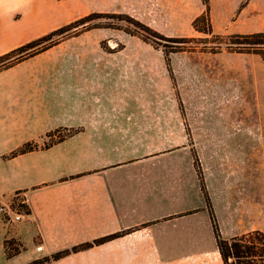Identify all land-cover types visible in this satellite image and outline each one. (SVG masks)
Instances as JSON below:
<instances>
[{
  "label": "crops",
  "instance_id": "1",
  "mask_svg": "<svg viewBox=\"0 0 264 264\" xmlns=\"http://www.w3.org/2000/svg\"><path fill=\"white\" fill-rule=\"evenodd\" d=\"M49 1L0 0V55L42 30ZM243 1L232 8L247 28L225 32H260L264 4ZM52 49L0 72V203L24 209L0 219V264H226L216 229L264 235V131H250L247 76L178 90L106 64L115 57Z\"/></svg>",
  "mask_w": 264,
  "mask_h": 264
},
{
  "label": "rangeland",
  "instance_id": "2",
  "mask_svg": "<svg viewBox=\"0 0 264 264\" xmlns=\"http://www.w3.org/2000/svg\"><path fill=\"white\" fill-rule=\"evenodd\" d=\"M261 2L264 4V0ZM235 3L238 0H210L212 25L222 31L215 34L231 35L236 33L224 29L247 28L246 22L235 21L240 11L233 10ZM205 10L201 0H50L46 10L42 9L47 15V19L42 15V30L25 32L24 39L18 38V32L10 33L18 40L15 44L10 42L14 45L3 54L92 15L85 24L90 30L61 42L53 47L50 55L115 57L106 64L122 71L149 73L159 85L167 78L169 85L178 90L208 87L212 80L221 89L227 86L224 80L229 78V73L236 87V76L242 74L243 79L248 78L246 102L250 131L258 125L260 135L262 126L264 131V61L255 54H238L227 49L216 54L203 52L200 50L203 43L181 40L204 37L195 31L193 21ZM253 25L264 32V16ZM194 46L199 48L180 51L182 47ZM238 244L253 249L240 258L229 257L228 264H264V241L258 235H250ZM10 248L8 255L16 249Z\"/></svg>",
  "mask_w": 264,
  "mask_h": 264
},
{
  "label": "trees",
  "instance_id": "3",
  "mask_svg": "<svg viewBox=\"0 0 264 264\" xmlns=\"http://www.w3.org/2000/svg\"><path fill=\"white\" fill-rule=\"evenodd\" d=\"M206 10L203 14L198 16L193 21V27L195 31L202 34L204 37L200 39H181L183 42L190 43H203V47L200 49L203 52H211L213 54L220 53L222 49H227L230 52L238 54H255L258 55L264 61V32H256L250 34H231V35H220L215 34L213 30V25L210 17V0H201ZM92 19V15L79 19L69 25L63 26L41 38L33 40L27 44H24L10 52H7L0 56V72L7 70L27 59H30L36 55H39L43 52L48 51L49 49L59 45L61 42L81 35L84 32H87L91 28L85 26L87 22ZM74 30V31H72ZM199 47H189V49L181 48L180 51L189 50L195 51ZM38 148L37 144L29 143L24 145L22 148L18 149L12 156H17L24 154L30 151H33ZM202 190L205 192L207 197V202L209 204V199L205 191L204 183L202 181ZM217 242L220 252L228 264V259L231 256L235 258H240L241 254L249 253L252 251V247L239 245L238 242L242 241L246 237L236 238L232 241L223 240L217 229ZM262 241H264V235L262 233H256ZM8 243V242H7ZM11 246L14 245V242H9ZM88 246H84L81 249H85ZM79 248H74L73 251H78ZM15 252H18V249H15ZM70 251H65L58 253L53 256L54 260H58L66 255ZM50 262L49 258H46L42 261H34L31 264H47Z\"/></svg>",
  "mask_w": 264,
  "mask_h": 264
},
{
  "label": "built area",
  "instance_id": "4",
  "mask_svg": "<svg viewBox=\"0 0 264 264\" xmlns=\"http://www.w3.org/2000/svg\"><path fill=\"white\" fill-rule=\"evenodd\" d=\"M24 209L22 201L11 200L9 202L0 203V219L5 223L15 224L23 220ZM38 252L43 251V245L36 247Z\"/></svg>",
  "mask_w": 264,
  "mask_h": 264
}]
</instances>
